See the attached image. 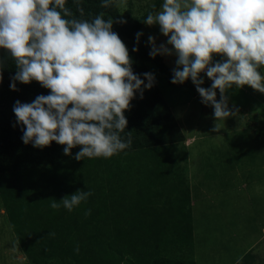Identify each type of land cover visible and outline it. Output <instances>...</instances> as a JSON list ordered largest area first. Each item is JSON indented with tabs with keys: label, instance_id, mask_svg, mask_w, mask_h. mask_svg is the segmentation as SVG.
Instances as JSON below:
<instances>
[{
	"label": "trees",
	"instance_id": "16d2710c",
	"mask_svg": "<svg viewBox=\"0 0 264 264\" xmlns=\"http://www.w3.org/2000/svg\"><path fill=\"white\" fill-rule=\"evenodd\" d=\"M111 0L109 7H102L103 0H65L72 17L91 21L100 13L104 19H124ZM160 0H155L139 17L126 23H113L125 44L132 61L134 74L144 79L149 73L147 62H152L169 84L196 89L191 78L183 84L171 83L173 71L161 54L149 55L151 46L142 34L137 43L136 34L142 33L149 12L155 14ZM79 8H83L81 15ZM137 47L138 51H133ZM0 199L8 223L30 264H195L191 251L193 246L192 207L190 186L184 175L176 173L170 183L173 164L187 159L185 135L172 109L156 82L151 89L134 93L130 108L124 115L128 121L122 137L127 140L131 133L129 148L112 157H93L76 160L83 146L64 154L66 145L52 141L43 148L25 144L22 124H17L13 112L17 100L31 103L39 95L47 96L51 90L32 80L24 84L16 81L17 90L10 84L18 70L7 51L0 49ZM258 71L263 76L259 67ZM151 73V72H150ZM145 83L147 81L145 80ZM210 88L203 83L201 87ZM143 87V86H142ZM216 99L220 95L216 91ZM229 109L240 112L237 107ZM73 105H69V108ZM254 117V116H253ZM264 142V131L257 130ZM181 145L179 148L177 145ZM141 152L151 164L138 182V188H130V167L121 173L112 168L118 165L119 155ZM77 190L93 194L68 211L50 207L51 199L61 200ZM163 192L167 202L156 207L154 197ZM91 210L90 215H85ZM54 232L51 237L48 233ZM79 247L77 254L75 249ZM181 256L171 255L174 249ZM187 249V254L183 251ZM256 254L246 252L234 264H259Z\"/></svg>",
	"mask_w": 264,
	"mask_h": 264
},
{
	"label": "clouds",
	"instance_id": "9594fccd",
	"mask_svg": "<svg viewBox=\"0 0 264 264\" xmlns=\"http://www.w3.org/2000/svg\"><path fill=\"white\" fill-rule=\"evenodd\" d=\"M110 4L111 0H103L102 7ZM126 6V0L117 5ZM161 8L158 13L149 12L142 22L158 23L175 50L171 83L183 84L191 78L201 102L213 107L216 121L235 115L224 95L232 85H249L264 93V76L258 71L264 66V0H164ZM79 11L83 15V8ZM66 17L72 13L65 0H0V49L7 51L18 69L10 88L17 90L16 81L35 80L51 90L31 103L15 102L17 124L25 126L21 139L36 148L55 141L66 145L65 155L81 145L76 160L109 158L131 146L132 132H127V140L121 135L128 123L124 112L135 92L142 99L143 91L154 86L155 76L143 73L141 79L134 74L128 49L112 30L114 22L126 20H106L104 13L91 21ZM141 35L136 34L137 43ZM148 39L152 58L173 54L164 44L157 47L154 37ZM213 53L227 60L210 66ZM206 68L213 81L207 89L201 87L204 80L199 75ZM220 129L216 122L213 131ZM92 194L77 190L59 201L52 198L50 207L72 211ZM90 214L91 210L85 212ZM75 251L79 253L78 246Z\"/></svg>",
	"mask_w": 264,
	"mask_h": 264
},
{
	"label": "rangeland",
	"instance_id": "374dc122",
	"mask_svg": "<svg viewBox=\"0 0 264 264\" xmlns=\"http://www.w3.org/2000/svg\"><path fill=\"white\" fill-rule=\"evenodd\" d=\"M154 1L126 0V7L117 8L121 16L130 21L139 17ZM160 1L156 13L162 10L164 0ZM119 3L120 0H117L116 6ZM140 31L148 43L149 36H152L157 47L164 44L172 50V55L161 56L173 71L177 56L173 46L167 44L168 37L161 33L160 25L145 24ZM226 60L223 54L213 53L210 66ZM147 66L185 135L187 159L173 164L169 182L172 183L176 173H180L189 183L196 204L192 215L193 245L195 227L197 241L201 234L200 243L220 251L223 249L221 254L225 253L227 259L236 258L249 243L256 254V261L264 264V237L258 234L256 225L257 222L264 224V142L257 134V130L264 131V93L249 85H232L224 95L228 98V104L239 108L240 112L229 109L235 115L224 121H216L213 107L201 102L196 89L169 84L154 63L147 62ZM260 68L264 76V66ZM206 72L207 68L199 74L200 78L212 85L213 81ZM216 91L221 96L220 90ZM216 122L221 128L219 132L213 131ZM177 147L182 146L178 144ZM118 165L119 168L115 164L112 168L121 173L131 166L132 191L137 190L139 180L146 174V167L151 166L148 158L138 151L119 155ZM167 198L161 192L154 197L157 199L155 206H161L164 201L167 202ZM201 199L207 202L204 207L210 210L205 215L199 213L203 207ZM204 221L208 222L205 224ZM172 251L174 257L182 255L176 248ZM183 252L187 254L188 251L185 249ZM0 264H30L11 230L1 199Z\"/></svg>",
	"mask_w": 264,
	"mask_h": 264
},
{
	"label": "crops",
	"instance_id": "0c3cea01",
	"mask_svg": "<svg viewBox=\"0 0 264 264\" xmlns=\"http://www.w3.org/2000/svg\"><path fill=\"white\" fill-rule=\"evenodd\" d=\"M191 190V189H190ZM202 192L206 194V192L204 190H202ZM190 199H191V207H192V215L194 213V210H193V206L195 208L196 204H195V200L192 196V192L190 191ZM205 200L206 197H205ZM203 205L202 208H200V212L199 213H203L204 215L208 212L209 207H204V205L207 204L206 201H203L201 199V203ZM210 211V210H209ZM208 221H204V223L206 224ZM257 225V230H259L258 234L261 235V237L263 236L264 237V224L262 223H259L257 222L256 223ZM194 226V225H193ZM196 229L194 227V245L192 247V251H191V255H192V258L195 262V264H234L237 260H239L246 252L248 251H252V246H250V244L248 243L242 250V252L236 257H232L230 259H227L225 257V253L224 255H222L221 253H223V249L220 251L214 247H208L206 246L205 244H202L200 243L201 242V234H199V241H197V237H196ZM205 237H208V236H205ZM257 243V240L255 243H253V246H255ZM202 244V248H200V245ZM252 245V244H251ZM212 248V249H211ZM202 251V254L199 255ZM253 252V251H252ZM255 253V252H254Z\"/></svg>",
	"mask_w": 264,
	"mask_h": 264
}]
</instances>
